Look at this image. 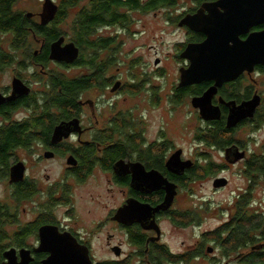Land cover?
<instances>
[{"label":"flooded vegetation","instance_id":"af4514ba","mask_svg":"<svg viewBox=\"0 0 264 264\" xmlns=\"http://www.w3.org/2000/svg\"><path fill=\"white\" fill-rule=\"evenodd\" d=\"M61 1L52 0L55 16ZM85 1L77 15L91 0ZM96 1L93 14L101 20L90 35L81 36L86 44L68 35L65 19L59 27L62 35L49 46L47 38L35 39V27H28L31 47L1 60L7 65L0 73L9 71L10 78L0 86V190L5 198H0V264L9 263L6 254L13 264H43L50 256L41 250L47 227L50 238L70 237L86 247L93 264H264V204L258 197L264 190V138L258 146L254 137L264 130V64L238 73L228 58L229 48L264 32V19L228 16L227 0L223 6L222 0H191V6L175 9V15L161 8L176 7L178 0L150 10L144 7L152 0H139L142 8L137 9ZM28 14L30 21L49 28L51 21L42 22L43 6L41 12ZM136 15L165 17L183 32L176 56L182 66L169 89L158 82L164 78L158 57L151 72L133 71L136 60L123 63V70L115 63L123 38L137 36L132 32ZM222 15L223 84L204 116L195 103L215 82L180 87L181 71L190 65L181 54L207 36L182 22L198 16L197 22L207 25L212 16L218 21ZM61 39L65 56L78 50L74 61L52 59V45ZM88 43L98 44V50L91 51ZM12 96L16 98L9 101ZM138 101L144 113L138 111ZM182 106L193 113L186 128L199 145L211 147L210 135L220 129L221 146L211 147L219 149L220 163L205 151L187 156L175 146L169 131ZM151 111L160 114L155 123L148 117ZM244 112L252 114L240 118L238 113ZM249 142L258 147L251 150ZM228 172L244 183L218 206L223 211L207 201L190 202L197 181L211 178L215 190H226L231 184ZM97 177L107 187L87 189L86 200L104 211L82 213L76 191ZM218 183L223 187H216ZM211 212L218 225L203 231ZM173 233L186 236L180 248ZM94 242H105L111 257L97 261Z\"/></svg>","mask_w":264,"mask_h":264},{"label":"rangeland","instance_id":"374dc122","mask_svg":"<svg viewBox=\"0 0 264 264\" xmlns=\"http://www.w3.org/2000/svg\"><path fill=\"white\" fill-rule=\"evenodd\" d=\"M55 3H59L60 0H54ZM85 2H81L78 4L74 9L73 12L67 17L66 25L64 26L65 31H68L71 34H74V20L77 15V10L80 9L81 6L86 5ZM44 4V0H20L17 5V10L27 13H39L42 10V6ZM191 0H178V5L175 7H163L161 9H167L175 15V9L179 12L183 8H188L191 6ZM166 11H164L165 13ZM162 13V14H164ZM165 15V14H164ZM135 22H133L132 32L137 33L136 38H132V36L124 37L123 45L119 46L115 50L116 58L119 60L115 63L118 64L122 70L123 65L125 63H129L131 60H136L135 62L137 65L133 68V71L136 73H141L143 69H147L148 72H151L152 69L154 70V60L156 57L161 59L162 61V71H164V78H160L158 82H162L165 89H169L170 84L172 83L173 79L179 75V69L182 66V61H178L176 56L178 55V43L184 41L183 32L176 29V27L169 25L166 22L165 17H160L156 19L154 16H143V15H136L134 17ZM62 25V24H60ZM59 25V27H60ZM145 26V27H143ZM4 37V36H3ZM10 37V36H9ZM8 36L4 37V45L5 48L9 47V38ZM124 63V64H123ZM118 74V73H116ZM124 74V73H122ZM10 72L9 71H2L0 73V86H4L9 82ZM126 78V77H125ZM127 79V78H126ZM133 104L132 101H128L127 105ZM140 106L139 112H143V104L142 102L138 101ZM166 107L164 108L165 113ZM144 113V112H143ZM160 114L158 112H149L148 117L151 119L152 123H155ZM193 117V113L191 109L187 107H180L177 113V120L174 122L173 126L170 128V136L173 140L175 146L179 149H183L187 156L192 154L194 151L196 152H206L212 155V159L216 163H220L222 157H220L219 149L211 148L205 145H199L198 142L193 140L192 135L188 132L186 128V123L189 121L190 118ZM166 119V118H165ZM251 132H244L243 137L244 139H248ZM258 139V146L262 143L264 138V130L257 133L254 136ZM256 142H249V148L251 150L256 149L258 146H255ZM223 176V173H222ZM231 180L230 186L226 189H219L215 190L213 188V180L211 178L208 181L205 179L202 182L197 181L194 185V193L192 194L193 197H190V202H194L195 204L201 202H210L212 208H215L218 212L223 211L218 206H223V201L229 199L231 192L235 189L243 186L244 180L240 179L238 176L234 175L232 172L226 173ZM84 188H79L76 191L77 194V203L76 206L78 210L84 213L87 210H93L94 213H103V206L92 203L86 200L88 195V190H93L94 188L100 187H107L106 181L101 178H93L88 183L84 185ZM104 192V190H102ZM79 195H82L83 199H80ZM258 197L261 202L264 204V190L261 189L258 191ZM0 198L4 200L3 192L0 190ZM213 212L209 216L205 223L203 224L202 230H209L218 225V220H216V216L212 215ZM217 213V212H216ZM174 236L173 242H176V247L180 248V242L186 236L183 233H173ZM191 239L190 237L188 240ZM175 247V245H174ZM93 255L97 261L107 259L111 257L109 249L105 242H94L93 243Z\"/></svg>","mask_w":264,"mask_h":264},{"label":"water","instance_id":"95a60500","mask_svg":"<svg viewBox=\"0 0 264 264\" xmlns=\"http://www.w3.org/2000/svg\"><path fill=\"white\" fill-rule=\"evenodd\" d=\"M226 2L229 4L228 16L240 18L241 20L242 18L246 19L248 17L259 20L264 19V0H227ZM219 4L223 6V0ZM56 9L57 7L52 0H45L43 10L46 15L45 20L44 14L42 15L43 25L53 20ZM230 10H232V12H230ZM31 16L32 14L29 13L28 17ZM212 17V20L215 19L217 24L215 22L212 23V20L209 21L207 25H205V23L203 25L202 22L200 24L197 22L198 16H195L193 19L187 17L182 22V24L189 26L195 31L202 32L207 36V39L200 44L188 45L181 54L183 59L190 61V65L188 68L181 71L180 87L198 84L204 81L215 82V86L205 94L203 99L199 100V103H195V106L201 109L204 116H206L208 111L210 114L211 110H208V106L211 97L215 94L217 88L223 84V15L218 21H216L218 18L217 16ZM247 25L250 26L251 24ZM62 43L63 39L52 45V59L74 61L78 57V50L73 48V52L71 53L68 51V56H65V52L60 49ZM71 46L74 47V45ZM229 49L231 54L228 58L233 61L231 64L235 65L236 69L238 68V73H241L246 70V68H250L255 64H264V32L256 34L249 38L248 41L238 43L235 47L232 46ZM230 73L232 72H229V74ZM231 78L232 77L228 78V80ZM27 90L28 89H26L25 93L28 92ZM15 98L16 96H12L9 98V101ZM248 106L250 105L248 104ZM241 113H238L240 118H246L252 114L251 112ZM219 181H223V179ZM215 186L223 187V183H218V185ZM163 208L164 206H161V209ZM49 229L50 228L47 227L42 230L41 250L50 253V256L43 264H93L89 255V250L86 247L80 246L70 237H64L61 240L52 239L49 235ZM6 258L9 260L8 264H13L14 260L12 261L10 254H6Z\"/></svg>","mask_w":264,"mask_h":264},{"label":"trees","instance_id":"16d2710c","mask_svg":"<svg viewBox=\"0 0 264 264\" xmlns=\"http://www.w3.org/2000/svg\"><path fill=\"white\" fill-rule=\"evenodd\" d=\"M82 0H62L60 6L58 7V13L55 16L54 20L49 23V28L42 27L33 21H30L26 14L22 11L17 10V5L20 0H0V67H4L7 65L6 59L16 57L17 53L23 49L24 47H31L33 43L31 38V33L27 30L28 27H35L33 33L35 35V39L47 38L46 45L49 46V42L51 39L59 37L61 34V30L59 25L63 23L65 19H67L68 13L74 9L78 4H80ZM112 4H114V8L118 9V7H132V8H142L139 0H110ZM97 1L94 3V0H91L89 5L86 8L80 10L78 15H76L74 20V29L73 36L75 42L78 44H86V41L82 39L84 35H90L93 32L94 26L97 21L101 20V17L95 16L94 10L96 9ZM100 3H103V0H100ZM174 0H152L148 3L144 8L150 10L156 8L158 5H169L174 4ZM69 11V12H68ZM40 29H37L39 28ZM10 36L9 38V47L5 48L4 45V37ZM82 36V37H81ZM34 41V40H33ZM91 51L98 50V44L88 43ZM93 54H90L92 57ZM47 57V55H46ZM220 129L216 132H212L210 135L211 142L210 146L220 147ZM213 138V139H212ZM214 140V141H212Z\"/></svg>","mask_w":264,"mask_h":264}]
</instances>
